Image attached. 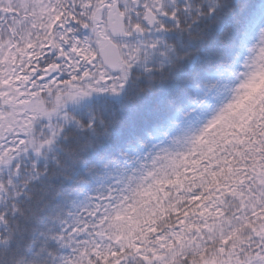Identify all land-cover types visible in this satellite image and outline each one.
<instances>
[{
  "label": "snow or ice",
  "instance_id": "6c2138e0",
  "mask_svg": "<svg viewBox=\"0 0 264 264\" xmlns=\"http://www.w3.org/2000/svg\"><path fill=\"white\" fill-rule=\"evenodd\" d=\"M0 264H264V0H0Z\"/></svg>",
  "mask_w": 264,
  "mask_h": 264
}]
</instances>
